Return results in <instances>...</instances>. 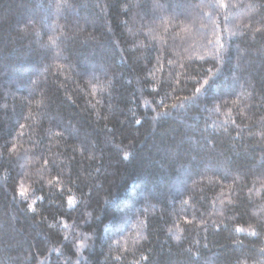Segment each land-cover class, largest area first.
<instances>
[{"label":"trees","instance_id":"1","mask_svg":"<svg viewBox=\"0 0 264 264\" xmlns=\"http://www.w3.org/2000/svg\"><path fill=\"white\" fill-rule=\"evenodd\" d=\"M56 2L0 0V264H264V0Z\"/></svg>","mask_w":264,"mask_h":264},{"label":"snow or ice","instance_id":"2","mask_svg":"<svg viewBox=\"0 0 264 264\" xmlns=\"http://www.w3.org/2000/svg\"><path fill=\"white\" fill-rule=\"evenodd\" d=\"M220 6L221 7H225V5L223 4V0H221ZM49 7H53V5H49ZM54 7L56 9L57 14H59L60 11H61V9H62V7H71V5L68 4V0H57V2L55 3ZM158 7H159V5H158ZM197 7H199V6H197ZM262 7H264V6H262ZM208 19L211 20V15H208ZM224 19L227 22L228 19H229V17L228 16H225ZM200 27L201 28H206L207 25H201ZM219 27H220L219 24H217L215 21H213V30H214V34H215V40L214 41L213 40H208L207 41V44L210 45V46H212L213 51L206 53V55H212V56L217 57L218 59L221 57V53L223 52V50L225 48V42H224L223 35L222 34H216L215 33V29L216 28H219ZM239 27H241V25L237 24V25L233 26L232 29L225 28L223 31L225 33H227L228 37H235L237 35V32H238ZM243 27L244 28H247L248 26L247 25H243ZM33 30L37 34L40 33V29L37 28V27H35V25H33ZM255 31L256 32H260V31H262V29L257 28V29H255ZM49 40L52 43H55L56 42L54 37H49ZM198 59H204V57H198ZM157 61L159 62V57L157 58ZM168 63L169 64H172L174 62L170 60V61H168ZM214 75L215 74L214 73H211V71H210L209 72V75H208V78L207 79H204L202 83L200 81H197L198 86L195 88V91L193 93V96L192 97H184L183 100H185V101H191V102L194 103V102L198 101L202 95H206L212 89V87L215 84V81L213 80V76ZM95 87H96V85H93V88H95ZM146 103H147V101H146ZM233 103H235V101ZM172 107H175V105H173ZM218 110L219 109L217 108V111ZM136 123L139 124V123H141V121L140 120H136ZM233 123H235V121H233ZM21 127H23V125H21ZM117 147H119V145H117ZM13 148H15V146H13ZM123 155H124L125 158H127L129 156V153L125 151L123 153ZM45 163H48V161H45ZM53 179H56V178L53 177ZM48 183L51 184L52 183V180H49ZM29 192H30V188L29 187H26L24 185H20V187L18 189V194L21 197L27 199ZM67 202H68V205L69 206H72V205H74L76 203V198L73 197V196H69L67 198ZM220 203L223 204L224 201H221ZM28 210L29 211H34L32 204H29L28 205ZM186 223H191V221H187L186 220ZM205 223H206L205 220H201L200 221V224L201 225H204ZM169 231H171V229H169ZM177 231H181V229L177 228ZM235 231L236 232H250L252 235H256L255 228H251V227L249 229H244V228H241V227L237 226L235 228ZM65 239H67V236H65ZM176 239L179 240L180 237L177 236ZM87 240H88V237L87 236H85L83 239H77L76 240L75 243H76V252H77V255H80V249L84 248L87 245ZM53 250L59 251V249H53ZM141 260L146 261L147 260V257L142 256L141 257ZM137 264H139V262H137Z\"/></svg>","mask_w":264,"mask_h":264}]
</instances>
